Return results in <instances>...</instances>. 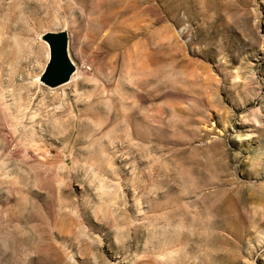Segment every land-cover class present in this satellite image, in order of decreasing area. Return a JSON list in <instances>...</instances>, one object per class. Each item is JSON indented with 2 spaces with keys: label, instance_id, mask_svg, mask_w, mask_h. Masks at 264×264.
I'll list each match as a JSON object with an SVG mask.
<instances>
[{
  "label": "rangeland",
  "instance_id": "374dc122",
  "mask_svg": "<svg viewBox=\"0 0 264 264\" xmlns=\"http://www.w3.org/2000/svg\"><path fill=\"white\" fill-rule=\"evenodd\" d=\"M0 96V264H264V0H0Z\"/></svg>",
  "mask_w": 264,
  "mask_h": 264
},
{
  "label": "water",
  "instance_id": "95a60500",
  "mask_svg": "<svg viewBox=\"0 0 264 264\" xmlns=\"http://www.w3.org/2000/svg\"><path fill=\"white\" fill-rule=\"evenodd\" d=\"M47 40L51 44L52 57L43 81L47 86L56 87L67 82L73 72L68 54V39L65 33H50Z\"/></svg>",
  "mask_w": 264,
  "mask_h": 264
},
{
  "label": "bare ground",
  "instance_id": "6f19581e",
  "mask_svg": "<svg viewBox=\"0 0 264 264\" xmlns=\"http://www.w3.org/2000/svg\"><path fill=\"white\" fill-rule=\"evenodd\" d=\"M49 44V46H50V49H51V44L50 43H48ZM68 54H69V49H68ZM52 57V56H51ZM82 69V68H81ZM84 72V71H83ZM84 77V76H83ZM82 77V78H83ZM80 79H81V73L80 72H78V71H73L72 72V74H71V76H70V78H69V80L67 81V82H65V83H63V84H61V85H65V86H63V87H66V85L68 84V83H70V82H72V81H74V83H75V85L77 86L79 83H80ZM44 84H45V82H43ZM74 83H73V85H74ZM61 85H59V86H61ZM74 85V86H75ZM62 87V86H61ZM62 87V88H63ZM75 92H77V94H79V96H80V93H78V89L76 88L75 89ZM65 96V95H64ZM75 96V95H74ZM1 97V96H0ZM3 98V97H2ZM2 98H0V99H2ZM3 103V102H2ZM5 105V104H4ZM3 106V105H2ZM7 106L5 105L4 107H3V110H4V108H6ZM71 111V110H70ZM57 112V111H56ZM72 116H77V115H72ZM13 118H15V117H13ZM76 118V117H75ZM18 119V118H17ZM13 121H16V120H13ZM17 121H19V120H17Z\"/></svg>",
  "mask_w": 264,
  "mask_h": 264
}]
</instances>
